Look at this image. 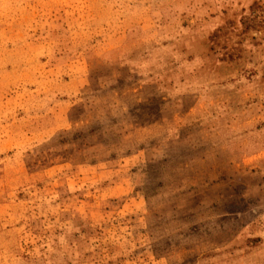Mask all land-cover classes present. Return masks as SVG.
<instances>
[{
	"label": "rangeland",
	"instance_id": "obj_1",
	"mask_svg": "<svg viewBox=\"0 0 264 264\" xmlns=\"http://www.w3.org/2000/svg\"><path fill=\"white\" fill-rule=\"evenodd\" d=\"M0 264H264V0H0Z\"/></svg>",
	"mask_w": 264,
	"mask_h": 264
}]
</instances>
